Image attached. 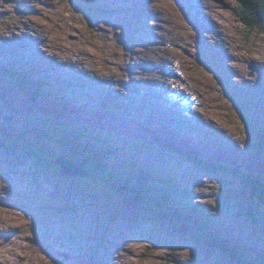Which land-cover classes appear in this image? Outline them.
Returning a JSON list of instances; mask_svg holds the SVG:
<instances>
[{"label": "rangeland", "instance_id": "rangeland-1", "mask_svg": "<svg viewBox=\"0 0 264 264\" xmlns=\"http://www.w3.org/2000/svg\"><path fill=\"white\" fill-rule=\"evenodd\" d=\"M237 10V0H0V70L37 86L32 95L0 71V264H240L202 234L199 218L247 262L264 253V205L239 177L264 183V151L247 146L264 140V28L248 31ZM25 33L65 62L73 87L57 93L36 56L5 60L6 49L41 48L22 47ZM162 81L192 98L168 100L173 117L155 92L172 86ZM174 103L188 121L174 118ZM241 103L252 105L256 134ZM66 140L110 149L106 172L87 167ZM55 160L77 175H61ZM216 163L228 171L205 167ZM136 170L152 179L138 182ZM107 173L122 174L113 178L130 190L104 184Z\"/></svg>", "mask_w": 264, "mask_h": 264}, {"label": "trees", "instance_id": "trees-1", "mask_svg": "<svg viewBox=\"0 0 264 264\" xmlns=\"http://www.w3.org/2000/svg\"><path fill=\"white\" fill-rule=\"evenodd\" d=\"M237 2L239 3V10L236 11V15L237 17L241 20V22H243L245 25V28L248 29V31L253 30L255 27H262L264 28V0H237ZM202 58V57H201ZM203 61V59H201ZM1 71V75L4 76H10L12 79V81L16 84V86L18 85V87H20V89H24L26 88L27 90H31L32 95L35 93L33 91H35V89L33 88H37L36 83H32L29 80H25V77L27 78L26 74L23 73H19L17 72L18 70L14 69V73H10V72H6L7 70L5 68H3ZM32 98V97H31ZM33 99V98H32ZM252 107V105H245L243 103L237 105L236 109L241 112L243 118L245 119V123H246V127L247 129L250 131V134H256L254 133V129L252 128V126H250V122L247 119L248 117L247 115V111L248 108L247 107ZM87 129V128H86ZM81 134V133H79ZM252 136V135H251ZM256 136V135H255ZM253 136V137H255ZM255 142H253V144L250 143H246L248 148L251 150V152H254L256 154L262 153L264 151V140L262 137H256V140H254ZM71 140H66L62 143L71 146V151L74 155L79 156L81 154H83L84 158L83 162L84 164L87 165V167L91 168L92 170H104L105 171V161L109 160L111 157V150L103 147L96 145H92L89 146H82L83 149L79 148V144H73L75 142H73ZM66 146V147H68ZM91 147V148H90ZM254 155V154H253ZM83 167H85L84 165H82ZM210 167V168H214L215 170H219L221 171H228L227 168L225 167H221L219 163L216 164H212V165H206L205 166ZM139 170H136V175L139 176L138 182L141 183H145V181L151 179V177L149 175H147L144 172H137ZM236 172V170L231 171ZM238 172V171H237ZM113 177H116L117 179L121 180H127L126 177H122L121 175H113L112 177L105 175V181L103 182L104 184H110L112 186H116L118 188H120L121 190L124 191H128L130 190V188H128L129 185H121V182H118V180H114ZM240 180L241 181H245L247 188L249 189L248 192L251 193V196L254 200H257L260 204L264 205V183H262L260 180H258L255 176H253L250 173H241V175H239ZM162 182L166 183V186L168 185V183L170 182L168 179H163ZM139 189L141 190H145L148 193L147 190V185L146 187H143L142 184L139 185ZM145 188V189H143ZM138 189V190H139ZM154 198V197H153ZM166 199V198H165ZM152 205H154L153 207L155 209H158L159 211H161V214H164V216H172V211H170L168 209V207H165L164 205L158 204V203H153ZM190 217L191 218H198L194 215L193 212H190ZM197 222H202L201 224L199 223V226L202 228H199V230L202 232V234L207 237L208 239L211 240V243L213 244V246L215 245V247L217 246L219 249H221L222 251H224L228 257H230L231 259L239 262L240 264H264V253L259 254L257 259L252 261L250 260V263L246 261L244 254L240 251V249H235L232 248L230 245H222L219 241H217L214 237L211 236L209 230H208V226L206 227V224H203L204 219L203 218H199L197 220H195ZM211 236L209 238V236Z\"/></svg>", "mask_w": 264, "mask_h": 264}, {"label": "bare ground", "instance_id": "bare-ground-1", "mask_svg": "<svg viewBox=\"0 0 264 264\" xmlns=\"http://www.w3.org/2000/svg\"><path fill=\"white\" fill-rule=\"evenodd\" d=\"M190 1V0H189ZM196 5H198V4H196ZM198 10H199V12L201 13V14H203L204 15V17H206V19H211L210 17H208V15L207 14H204V11H203V7L201 6V5H199V6H197L196 7ZM212 21V20H211ZM214 24V23H213ZM10 26V25H9ZM24 26H27L25 29H27V30H32L33 32H35V25L33 24V28H32V23H25V25ZM222 26V25H221ZM17 28H18V26H16ZM204 28H206L205 26H204ZM17 30V29H16ZM16 32V31H15ZM14 33V32H13ZM26 34V33H25ZM0 35H2V33H0ZM34 35V34H33ZM33 35H29L28 33L26 34V36H27V39H26V42L22 45V47H35L36 49H38L39 47H41L40 45H43V42H44V39L43 38H41L40 39V41H37L35 38H33L32 36ZM216 35V34H215ZM25 36V37H26ZM35 36V35H34ZM19 37V36H18ZM18 37H16V35H13V36H8V39L10 40V41H12V40H14V39H17ZM24 37V38H25ZM217 46H215L216 48H219V49H221L222 50V52H223V49H222V47L219 45V44H216ZM47 46H49V45H47ZM45 49H43V46L41 47V48H39V50H37L36 52H34V50H31V52H29L28 51V53H24L23 54V56L22 55H18V56H15V55H12L10 52H14V50L15 49H13V50H9V49H6L5 51H4V56L7 58V59H5V60H8V61H11V62H18V61H15V60H17L18 58L20 59V58H29V59H32V56H36L37 57V59L38 60H41L42 61V66H40V67H38L37 69L38 70H40L39 72H41L43 75H45V74H47L48 72L49 73H51V75H52V81H53V85H50L51 84V81L49 82V85H50V87H52L53 86V88H54V90L55 91H57V93L58 92H60V94H63V90L60 88V87H63V86H71V87H73V85H75L76 84V79H73L70 75L68 76L66 73H67V71H66V65H65V62H59V61H57L56 60V58H55V56H54V54H52L53 52H52V48L50 49L49 47H44ZM34 49V48H33ZM211 49H212V47H211ZM52 52V53H50V52ZM9 53L11 54V55H9ZM209 53L210 54H216V53H214V52H212V50H211V52L209 51ZM44 55V56H43ZM217 55V54H216ZM218 56H220V55H218ZM222 56H223V54H222ZM8 57H10V58H8ZM214 60H213V62H216L215 60H216V58H213ZM4 60V61H5ZM223 63H224V66H225V60H223ZM67 64V66L70 68V73H71V75H73V70L71 69V68H74L75 66L74 65H70V63H66ZM13 65V64H12ZM64 66V67H63ZM43 70H45V71H43ZM65 70L66 72H63V71ZM132 70V69H131ZM133 70H134V68H133ZM61 73H63V74H65L66 76L64 77ZM136 73V72H135ZM37 75V74H36ZM132 75H133V73H132ZM104 76H107V75H104ZM125 76V75H124ZM45 77V76H44ZM160 77V76H159ZM163 77V76H162ZM161 78V77H160ZM165 78V77H164ZM163 78V79H164ZM102 79H104V78H101L100 80H98V81H102ZM50 80V79H49ZM130 80V79H129ZM158 80V79H157ZM162 83H166V84H171L172 86H166V87H163V88H160V89H157V90H155V92L159 95L158 97H164V100H163V102H162V104H161V107H162V109L165 111V113L167 114V116H169V117H173L172 116V113H174L173 112V109L172 108H168L167 107V102H168V100L170 101V99H174V102H176L177 103V101H176V99H175V97L176 96H178V95H181L182 97H184V99L185 100H187L188 102H190L191 101V99L192 98H187V97H185L184 96V93H183V91H182V86H181V90H177L176 88H174L175 87V82H172V81H162ZM157 85V84H156ZM129 87V86H128ZM133 87V86H132ZM155 89V88H154ZM106 91V90H105ZM106 94V93H105ZM147 94V93H146ZM147 98V97H146ZM60 99L62 100V102L65 104V103H72V102H74V101H71V100H69V99H64L63 98V96H61L60 97ZM158 99V98H157ZM183 99V100H184ZM86 101H88V99H85ZM69 103V105H71ZM176 103H174L175 104V106L174 107H176V112H175V114H174V118L175 117H178L179 118V120H181L182 122H186V121H188V119H186L187 117H184V116H182V115H180L179 113H180V111H178V110H181V104H176ZM193 103V102H192ZM169 105V104H168ZM171 105V104H170ZM64 106V105H63ZM172 107V106H171ZM189 111H191L192 113H194L193 112V110L192 109H188ZM161 111V110H160ZM167 111V112H166ZM160 113V112H159ZM195 116V115H194ZM168 119H170V118H168ZM201 119H203V118H201ZM197 120V119H196ZM195 120V121H196ZM168 122V121H167ZM181 123V122H180ZM201 123V122H200ZM204 124H206V123H204ZM163 125H164V123H163ZM171 125V124H170ZM182 125V124H181ZM169 127V126H168ZM171 127V126H170ZM199 127H203V124H201ZM183 129V128H182ZM193 129V128H192ZM188 131V130H187ZM163 132L165 133H170V132H173V133H175V134H177V135H179L180 137H181V140L182 139H185L184 141H188L189 139H191V137L190 136H188L187 134H186V132H183V131H178V129H168V128H166V129H164L163 130ZM183 141V140H182ZM196 141V140H195ZM200 143V142H199ZM152 179V178H151ZM14 182V181H13Z\"/></svg>", "mask_w": 264, "mask_h": 264}, {"label": "water", "instance_id": "water-1", "mask_svg": "<svg viewBox=\"0 0 264 264\" xmlns=\"http://www.w3.org/2000/svg\"><path fill=\"white\" fill-rule=\"evenodd\" d=\"M57 164H59L57 161L59 160H55ZM60 162V161H59ZM60 165V164H59ZM77 173V170L71 166H66L65 164L60 165V174L66 177H73ZM263 234H264V230H263Z\"/></svg>", "mask_w": 264, "mask_h": 264}]
</instances>
